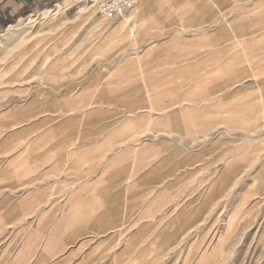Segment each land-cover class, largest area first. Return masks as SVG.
I'll return each instance as SVG.
<instances>
[{
  "label": "rangeland",
  "instance_id": "1",
  "mask_svg": "<svg viewBox=\"0 0 264 264\" xmlns=\"http://www.w3.org/2000/svg\"><path fill=\"white\" fill-rule=\"evenodd\" d=\"M145 3L163 9L125 27L124 16L101 17L77 0H0V263L3 247L15 252L29 240L31 264H119L118 252L92 244L39 260L54 227V169L70 159L60 157L61 133L85 137L87 119L135 99L125 92L135 85H173V94L142 97L169 102L172 109L161 113L176 121L191 110L190 140L177 141L176 150L190 169H199L202 157L207 168L185 215L190 228L168 222L159 237L138 239L137 253L120 264H264V0H248L219 22L215 0ZM188 86L199 92H178ZM114 112L110 117H127ZM69 118L78 125H67ZM199 203L206 209L200 223L193 212ZM178 233L187 236H172Z\"/></svg>",
  "mask_w": 264,
  "mask_h": 264
},
{
  "label": "crops",
  "instance_id": "2",
  "mask_svg": "<svg viewBox=\"0 0 264 264\" xmlns=\"http://www.w3.org/2000/svg\"><path fill=\"white\" fill-rule=\"evenodd\" d=\"M247 1L215 0L218 3L214 11L215 18L219 22L223 15L237 14L238 5L243 7ZM250 1L253 4L260 2ZM143 3L124 16L122 24L125 27L135 25L137 16L149 17L155 13L160 14L163 9L158 4ZM207 13L211 12L208 10ZM236 19L238 17L232 16L230 21ZM134 30H131L129 37L135 35ZM148 73L147 77L172 76L168 71ZM132 76L140 78L144 75L136 73ZM125 92L135 94L136 98L102 107L111 112H105L102 119L88 118L85 137H80L75 131L70 134L61 133V137L66 139H61L65 143L60 144V157L62 161L70 159L64 169H54V227L45 250L39 251L42 263L53 261L76 244L83 247H89L90 244L103 246L106 248L104 254L118 252V263H125L128 252L137 253L138 239L159 237V231L166 229L168 222L184 220L186 225L182 226V230L190 228V217L185 220V215L191 212L188 206L192 191L196 190V183H200L201 174L207 168L206 157H202L199 169H190V164H183L182 150H176L177 141L190 140L191 110H184V118L176 121L172 114L161 113L172 109L169 102L150 104L143 101L142 95L148 92L155 95L175 93L173 85H158L156 90L154 87L135 85ZM178 92L191 94L199 91H192L188 86ZM151 110L155 112L150 113ZM113 111H125L127 117H110V114H118ZM67 122L70 126L79 123L78 118H69ZM181 131L182 136L179 135ZM197 193L195 191L193 197ZM45 194L46 189L40 190L37 195L39 200ZM28 198L23 199L24 211L29 206L26 203ZM193 212L198 214V223L201 222V215L205 219L204 204L201 207L199 203ZM6 216H11L10 211ZM27 234L29 239L31 235ZM10 235L11 231H8L5 237ZM43 236L40 229L38 237ZM172 236L187 235L178 233ZM94 239L98 240L95 242ZM126 239L131 240L128 242ZM30 244L29 240H24L15 252L9 246L3 247V261L0 264H31L33 248ZM77 251L78 248L72 249L67 260Z\"/></svg>",
  "mask_w": 264,
  "mask_h": 264
},
{
  "label": "built area",
  "instance_id": "3",
  "mask_svg": "<svg viewBox=\"0 0 264 264\" xmlns=\"http://www.w3.org/2000/svg\"><path fill=\"white\" fill-rule=\"evenodd\" d=\"M148 0H77L95 9L101 16L107 19H116L133 11L138 5Z\"/></svg>",
  "mask_w": 264,
  "mask_h": 264
},
{
  "label": "bare ground",
  "instance_id": "4",
  "mask_svg": "<svg viewBox=\"0 0 264 264\" xmlns=\"http://www.w3.org/2000/svg\"><path fill=\"white\" fill-rule=\"evenodd\" d=\"M66 1H68V0H66ZM129 13H130V12H129ZM129 13H128V14H129ZM126 15H127V14H126ZM126 15H125V16H126ZM132 35H133V34H132Z\"/></svg>",
  "mask_w": 264,
  "mask_h": 264
},
{
  "label": "trees",
  "instance_id": "5",
  "mask_svg": "<svg viewBox=\"0 0 264 264\" xmlns=\"http://www.w3.org/2000/svg\"><path fill=\"white\" fill-rule=\"evenodd\" d=\"M6 24V23H5Z\"/></svg>",
  "mask_w": 264,
  "mask_h": 264
}]
</instances>
